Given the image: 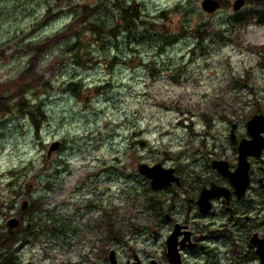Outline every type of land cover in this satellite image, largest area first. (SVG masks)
Returning <instances> with one entry per match:
<instances>
[{"label": "rangeland", "instance_id": "rangeland-1", "mask_svg": "<svg viewBox=\"0 0 264 264\" xmlns=\"http://www.w3.org/2000/svg\"><path fill=\"white\" fill-rule=\"evenodd\" d=\"M203 1L0 0V97L11 104L0 108V233L16 217L13 239L25 244L0 250V264L19 254L21 264H109L112 248L119 264L134 250L143 264H168L166 215L186 194L152 191L138 164L198 170L200 149L227 142L231 124L243 130L264 102V24L251 5L236 13L221 0L209 14ZM133 2L130 31L120 6ZM60 33L40 57L39 87L24 91L29 45Z\"/></svg>", "mask_w": 264, "mask_h": 264}, {"label": "flooded vegetation", "instance_id": "flooded-vegetation-1", "mask_svg": "<svg viewBox=\"0 0 264 264\" xmlns=\"http://www.w3.org/2000/svg\"><path fill=\"white\" fill-rule=\"evenodd\" d=\"M248 5L253 7L251 15L256 18L254 20L262 25L264 0ZM256 115L263 117L262 130L257 137L261 147L247 155L246 173L243 170L240 176L236 174L240 167V144L243 140L254 139L249 133L248 122ZM232 131L235 141L232 140ZM226 140L216 141L209 148L202 147L199 169L189 174H177L180 181L165 188L174 189V193L182 189L186 194L181 200V210L177 212L178 206H174L175 209L171 208L166 215L165 222L170 227L168 235L176 232V241L183 254L189 251L209 255L206 264H225L223 261L226 264H264L257 252L259 246H264V102L262 107L253 111L243 130L240 124L232 123ZM217 162L223 163L225 172L213 165ZM202 192L205 193L203 205L200 204ZM13 234L19 233L15 231ZM14 242L21 244L19 249L25 246L20 240L14 239ZM203 244H211L214 248L205 250ZM21 260L19 254V258L7 264H21ZM26 264L44 262L28 259ZM127 264H131L130 259ZM183 264H187L185 258Z\"/></svg>", "mask_w": 264, "mask_h": 264}, {"label": "water", "instance_id": "water-1", "mask_svg": "<svg viewBox=\"0 0 264 264\" xmlns=\"http://www.w3.org/2000/svg\"><path fill=\"white\" fill-rule=\"evenodd\" d=\"M246 3V0H235L233 3V9L235 11H239ZM203 9L208 13H213L217 11L221 7L220 0H204L202 3ZM263 121L262 115H256L248 122L249 133L253 136L252 140H243L240 144V167L236 174L241 176L243 170H245V159L248 154L252 153L255 149H260L259 139L257 138L261 132V123ZM235 127V126H234ZM232 140L235 141V133L232 131ZM141 146L145 145L144 141H140ZM60 142H53L48 150V156L52 154L53 151H56L60 148ZM215 167L219 168L220 171L225 172V168L223 167V163L217 162L213 164ZM137 170L139 174L145 176L150 180L152 190H158L162 187L169 186L173 182H179L180 179L175 173V168L169 167L166 168L162 165V163H156L154 165H149L147 163H139L137 166ZM234 174L233 176H235ZM205 193L202 192V196L200 199V204L203 205L205 202L204 198ZM29 206V202L24 200L21 205L22 210H26ZM20 220L16 217L10 218L6 225L10 233H13L14 230L19 226ZM157 236V232L154 231ZM177 234L173 232L167 238V257L169 260V264H182V256L180 254V250L178 247V242L176 241ZM258 254L262 257L264 261V246H259ZM135 261L133 264H141L139 256L134 253ZM109 262L110 264H119L116 256V251L111 249L109 252ZM150 264H159V262L155 259H152Z\"/></svg>", "mask_w": 264, "mask_h": 264}, {"label": "trees", "instance_id": "trees-1", "mask_svg": "<svg viewBox=\"0 0 264 264\" xmlns=\"http://www.w3.org/2000/svg\"><path fill=\"white\" fill-rule=\"evenodd\" d=\"M117 6H119V5L117 4ZM137 10H138V7L134 2L131 3L130 5L123 3L120 6V12L122 15V19L125 20L124 21L125 25H126L127 29L130 31H131L130 28H132V24H136L135 19L139 18V16L137 15ZM129 26H130V28H129ZM66 38H67L66 33H60L54 37H50V38L46 39L45 41H42L40 43L35 44L32 47L29 45V51L32 52V55H31V58L27 64L25 70L21 73L22 79L23 80L28 79V81H29V86H27V88H25L24 91H26V89L27 90H33V89H35V87H37V88L39 87L36 85L37 82L35 79V76H36L35 71L37 69L38 63L40 62V57L43 55L44 52H47L52 47L57 46ZM21 85L22 84H20L19 86H21ZM44 85H46V84H44ZM69 86L71 87V89L75 93H77V90H76L78 88L77 83L71 82L69 84ZM23 94H25V92L22 93V95ZM7 99H9V97L6 98L5 100H7ZM7 103L8 102H5L3 96L1 95V97H0V108L6 109L7 111H9L11 109V104L8 105ZM35 109L37 111H41V113L44 114L43 110L41 108V105H37L35 107ZM30 113H31L33 119L35 120V126L38 130L39 129V122L36 121L37 116L34 115L35 111H31ZM109 225H110V222H109ZM113 226H114L113 223L110 226H107L108 239L115 233V229H113ZM99 228H102L101 224H100ZM13 237H14V235L9 234V232L3 233V234L0 233V250H2L4 247H7L13 241L12 240ZM8 260H10V259H8Z\"/></svg>", "mask_w": 264, "mask_h": 264}]
</instances>
